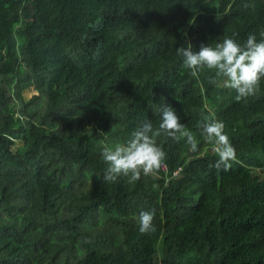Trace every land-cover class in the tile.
I'll return each mask as SVG.
<instances>
[{
	"label": "trees",
	"instance_id": "1",
	"mask_svg": "<svg viewBox=\"0 0 264 264\" xmlns=\"http://www.w3.org/2000/svg\"><path fill=\"white\" fill-rule=\"evenodd\" d=\"M260 33L264 0H0V264H264V79L237 102L176 54ZM162 97L197 150L161 135L165 170L104 182L102 148L158 126Z\"/></svg>",
	"mask_w": 264,
	"mask_h": 264
},
{
	"label": "clouds",
	"instance_id": "2",
	"mask_svg": "<svg viewBox=\"0 0 264 264\" xmlns=\"http://www.w3.org/2000/svg\"><path fill=\"white\" fill-rule=\"evenodd\" d=\"M176 54L181 59L182 67L192 77H197L205 69L214 72L225 88L235 91L234 99L237 102L254 96L259 90L260 81L264 79V33H260V39L256 34H249L244 42L226 36L214 45L201 43L199 50L194 48L191 41L185 40L183 45L176 48ZM162 100L157 110L158 126L154 127L151 120L143 121L126 142L102 148L101 158L106 165L102 173L104 182L115 181L119 176L137 181L142 174L146 176L156 172L165 158L157 143V137L161 135L176 142L183 140L191 150H197L195 135L181 122L175 108L166 104L164 97ZM79 115L80 112H75L73 118ZM224 129L222 121L205 116L200 136L215 149L218 156L215 167L223 165L227 170L229 161L235 159L236 153ZM153 220V211H142L138 217L139 231H155Z\"/></svg>",
	"mask_w": 264,
	"mask_h": 264
},
{
	"label": "rangeland",
	"instance_id": "3",
	"mask_svg": "<svg viewBox=\"0 0 264 264\" xmlns=\"http://www.w3.org/2000/svg\"><path fill=\"white\" fill-rule=\"evenodd\" d=\"M25 92H26L27 95H30V94L33 92V88H30V89L27 90V91L25 90Z\"/></svg>",
	"mask_w": 264,
	"mask_h": 264
},
{
	"label": "built area",
	"instance_id": "4",
	"mask_svg": "<svg viewBox=\"0 0 264 264\" xmlns=\"http://www.w3.org/2000/svg\"><path fill=\"white\" fill-rule=\"evenodd\" d=\"M161 166H162L161 168H162L163 170H165V169H166V167H165V165H164V164H162ZM174 173H177V171H175Z\"/></svg>",
	"mask_w": 264,
	"mask_h": 264
}]
</instances>
